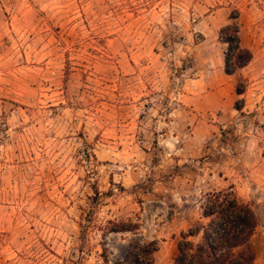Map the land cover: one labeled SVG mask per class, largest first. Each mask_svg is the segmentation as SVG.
<instances>
[{"label": "rangeland", "instance_id": "obj_1", "mask_svg": "<svg viewBox=\"0 0 264 264\" xmlns=\"http://www.w3.org/2000/svg\"><path fill=\"white\" fill-rule=\"evenodd\" d=\"M232 24L252 58L226 74ZM263 157L264 0H0V264H116L152 233L171 264Z\"/></svg>", "mask_w": 264, "mask_h": 264}, {"label": "trees", "instance_id": "obj_2", "mask_svg": "<svg viewBox=\"0 0 264 264\" xmlns=\"http://www.w3.org/2000/svg\"><path fill=\"white\" fill-rule=\"evenodd\" d=\"M220 34L221 41L226 44L224 72L233 74L249 63L252 54L240 44L235 24L226 25ZM241 92L242 89L237 90V93ZM201 210L208 220L203 226L200 240L193 243L188 239L193 235L191 230L181 232L173 264H253L251 253L245 248L258 224L252 207L241 201L232 190L221 189L207 193ZM157 248L155 240L138 245L116 264H153V253Z\"/></svg>", "mask_w": 264, "mask_h": 264}, {"label": "crops", "instance_id": "obj_3", "mask_svg": "<svg viewBox=\"0 0 264 264\" xmlns=\"http://www.w3.org/2000/svg\"><path fill=\"white\" fill-rule=\"evenodd\" d=\"M202 88H205V86H202ZM196 93L194 94H190L189 98H190V103L193 104V108L195 109V113H193L194 116H197L196 113H199L198 111H206L208 110L209 107V103L207 102L209 98V96L207 94L203 95L202 94H198ZM210 125V124H209ZM199 126H200V119L197 121L195 128L193 130V135L191 136V138L195 139V140H199L201 139V135L202 134H198L197 131L199 130ZM202 137H208V134H203ZM200 141V140H199ZM209 151H211V149L205 148V152L204 153H208ZM215 155V154H213ZM218 155V154H217ZM213 158H215L216 156H212ZM217 158V157H216ZM211 159V160H210ZM214 159L209 158V161H211V163H209V165H207V172L211 169H217L219 166V163H216V159L215 161H213ZM212 164V165H210ZM213 164H215L216 166L214 167ZM225 167L222 165L220 167L219 170H224ZM245 179H248V184L246 183H240V185L237 187V193L234 190V192L236 193L237 197L240 199L239 196H241L242 198L240 199L241 201L249 204L252 209L254 210L257 219H258V224L253 232V234L251 235V237L249 238V241L247 243V245L245 246V248H247L251 255H252V259H253V264H264V157L262 159V162H260L259 165H257V163H254L253 165H251V168L249 169V171L244 170L243 173ZM222 176H224V174L222 173ZM241 175L239 174V177ZM246 188H248L247 193H246ZM233 189V188H232ZM242 192V195H241ZM204 217V216H203ZM208 220L207 217H204ZM207 223V221H206ZM205 223V224H206ZM204 224V225H205ZM201 225L200 227V232L196 235L193 234L191 236H189V240H191L193 243H196L200 240L201 238V234H202V229L203 226ZM181 230L182 227L179 229V231H174V232H178L177 235L181 234ZM154 232L157 233V231L155 230ZM157 234H151L150 235V239L151 240H159L158 245H160V243H167V242H173L176 240V235H174L175 238H171V240L166 239V238H158ZM195 236H197V239L195 238ZM178 243V242H177ZM173 256L172 258H174L176 252H177V244L173 245ZM159 248V249H158ZM157 250L153 253V256H155V260L153 261V264H161L160 262V257L162 254V248L158 247ZM173 264V259H172V263Z\"/></svg>", "mask_w": 264, "mask_h": 264}]
</instances>
